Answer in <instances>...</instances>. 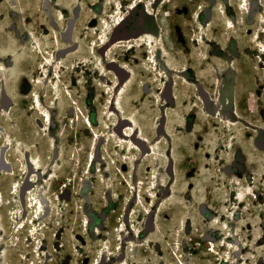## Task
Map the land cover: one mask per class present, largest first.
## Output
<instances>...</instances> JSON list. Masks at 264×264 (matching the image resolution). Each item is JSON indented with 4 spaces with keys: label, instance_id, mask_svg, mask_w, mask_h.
<instances>
[{
    "label": "rangeland",
    "instance_id": "obj_1",
    "mask_svg": "<svg viewBox=\"0 0 264 264\" xmlns=\"http://www.w3.org/2000/svg\"><path fill=\"white\" fill-rule=\"evenodd\" d=\"M69 1L0 0V264H264V0Z\"/></svg>",
    "mask_w": 264,
    "mask_h": 264
},
{
    "label": "bare ground",
    "instance_id": "obj_2",
    "mask_svg": "<svg viewBox=\"0 0 264 264\" xmlns=\"http://www.w3.org/2000/svg\"><path fill=\"white\" fill-rule=\"evenodd\" d=\"M60 2H70L69 0H59ZM111 2V3H110ZM109 3L110 4H118L119 3V1H117V0H115L114 2L113 1H109ZM113 18V15L110 17V19L108 18L107 20H105V22L103 23L104 24V26H105V30H104V32H106V33H108L109 32V30H110V26H111V24H112V22L115 20V19H112ZM112 19V20H111ZM103 21V20H102ZM31 31H33L32 29H31ZM24 36L26 37L27 35H28V29H27V31H25L24 30ZM34 36L36 37V38H39L36 34H34ZM154 37V36H153ZM40 39V38H39ZM38 39V40H39ZM146 41L143 43L145 46H144V48H145V52H147L148 53V55L150 54V57H151V59H152V56L154 55V54H156L157 56L158 55H160L159 54V52H162V54H163V56H166L167 57V59H168V65H169V67H173V63H172V60H171V58L168 56V54L169 53H167V50H166V48L164 47V45H163V43L161 42V41H159V39H157L156 37H154V39H145ZM107 42V41H106ZM105 43V42H104ZM150 59V61L149 62H152V65L153 64H155V66H153L152 67V65H149V66H147V64H146V62L145 63H142L145 67H147L146 69H150L151 68V70H152V74L153 73H156L155 75L156 76H158V79H160V76L159 75H162V77L165 75H167L166 74V72H163L162 70H161V68H160V66H159V63H158V59H157V57H155V58H153V60H151ZM148 63V62H147ZM114 64V63H113ZM151 66V67H150ZM157 69H159L161 72L160 73H157V72H154L155 70H157ZM159 72V71H158ZM55 74H58L57 73V70H56V73ZM209 75H211V74H208V75H206L207 77L209 76ZM205 76V77H206ZM207 77H206V80H207ZM162 79V78H161ZM209 80V79H208ZM207 83V82H206ZM206 83H205V88L207 89V90H209L210 92H211V90L209 89V87H207L206 86ZM203 88V87H202ZM195 91V90H194ZM194 91L191 93V97H193V93H194ZM59 92V90H56V93H55V95L57 94ZM121 94H122V92H121ZM212 95H213V93H211ZM124 96L123 95H121L120 96V98H123ZM46 100H47V103H44L43 102V100H42V96L41 97H39L38 99H37V104H34V111L37 113V114H39V115H41L42 117V119H43V122L45 123V125H47L48 124V122H50L51 123V121H52V112H53V110H52V107L54 106V104H55V99H51L50 97L48 98H46ZM121 100V99H120ZM119 103H120V105L122 106V101H119ZM118 103V104H119ZM54 108V107H53ZM125 119H127L128 121H129V123H130V128L129 129H126V131L127 132H129V135H127L128 137H130V140H129V143H131V146H130V150H131V152L133 153V154H135V155H141V156H143L144 154H147V156H146V158H144L145 160H146V162H149V163H151V166H154L155 167V163L153 164V162L156 160V158H155V156L157 157V158H159V160H160V162H159V164L162 166V163H163V160L167 157V153H165L164 151V149H163V146L160 144L159 145V143H157V142H152L151 141V139H150V137H149V135H147L146 133H145V131H144V128H141V126H139V121L137 120V118H136V116H135V114H130V115H128V116H126V117H124ZM222 120V119H221ZM222 122H224L225 123V127L227 128V127H229L230 129L232 128V124H231V122H228V121H223L222 120ZM222 122H220V125H221V127L223 128V125H224V123H222ZM204 126V125H203ZM135 127H137V128H135ZM134 128H135V130H134ZM133 130H134V132H133ZM122 134V133H121ZM217 134H221V132L220 131H218L217 132ZM7 135H8V138H6V142L8 141V140H10L13 136H12V134L11 133H7ZM123 136H124V134H122ZM121 135V136H122ZM134 135V136H133ZM230 136L231 135H229V138H230ZM119 137H120V135H119ZM135 137V138H134ZM134 138V139H133ZM231 141V140H230ZM116 144H117V146L119 145V143L118 142H116V141H114ZM112 143H113V141H112ZM137 143V144H136ZM114 144V143H113ZM143 144V145H142ZM213 144H214V142H213ZM136 145H140V148H138L139 150H140V153L138 152V149H136ZM48 146L50 147L51 146V143L49 142V144H48ZM127 147H128V145H126ZM145 146V147H144ZM16 148L18 149V150H20V151H23L24 152V148H18L17 146H16ZM161 151V152H160ZM22 152V153H23ZM130 152V153H131ZM164 152V153H163ZM131 153V154H132ZM247 158H250L251 160L252 159H255V156H248L247 155ZM34 160V159H33ZM34 162V161H33ZM127 162H130L129 161V159L127 160ZM34 164H35V162H34ZM34 166H37L38 168H40L41 166H43V164L42 165H39L38 166V164H35ZM160 171H161V169H160ZM38 178V177H37ZM34 180H35V178H28L27 177V179H25V181H24V187L27 185V184H29V182H34ZM154 181H155V178H154ZM229 181H230V185H231V187H234V186H236L237 188H233L232 190H231V195H233V194H235V195H237L238 197V199H242L243 198V196H244V194L246 193V189H241V190H239L238 189V187H239V183L238 182H236L234 179H229ZM168 184H169V180H168V178L166 179V183H163V182H159V183H156V182H154V188L153 189H157V190H162L164 187H166V186H168ZM34 192V191H33ZM151 192H152V190H151ZM29 194V193H28ZM159 193H157V195H158ZM42 195V193H39L38 194V196H35V198H38V200L40 199L39 197ZM156 196V195H155ZM29 197H30V195H29ZM43 197H41V200H40V205L42 206L43 205V203H44V201H43V199H42ZM155 198V197H154ZM170 199V198H169ZM35 219H36V217H34V221H35ZM10 221V220H9ZM7 228V227H6ZM3 229V228H2ZM0 230H1V223H0ZM5 231V230H4ZM1 232H2V230H1Z\"/></svg>",
    "mask_w": 264,
    "mask_h": 264
},
{
    "label": "flooded vegetation",
    "instance_id": "obj_3",
    "mask_svg": "<svg viewBox=\"0 0 264 264\" xmlns=\"http://www.w3.org/2000/svg\"><path fill=\"white\" fill-rule=\"evenodd\" d=\"M47 2H49V1H47ZM48 8H50V6L48 7ZM148 9H149V11H150V8L148 7ZM143 22V21H142ZM147 24V23H146ZM148 26V28H150L149 27V24L147 25ZM143 35H145V34H143ZM150 35L151 34H148L147 36L148 37H150ZM144 37V36H143ZM148 37H146V38H148ZM152 38V37H151ZM144 39V38H143ZM145 40V39H144ZM160 41V40H159ZM145 50V49H144ZM160 53H162V52H159V54ZM163 55V54H162ZM152 57H157V55L156 54H154ZM222 83V82H221ZM201 87H203V90L205 91V92H207V93H209L210 95H212L211 93H212V91L210 92L209 90H207L206 88H205V83H203L202 82V86ZM210 89V88H209ZM195 90V89H194ZM211 90V89H210ZM211 97H213V95L211 96ZM255 108H257V110H258V113L256 114H254V113H252V112H254L255 111ZM250 111H251V113L252 114H254V115H256V116H258V117H261L262 118V120L264 119V109H262L261 108V106L256 102V105L253 107V108H250ZM220 121H222V120H220ZM224 121V120H223ZM254 127L252 128V131H253V133L256 135V137H257V142L259 143L260 141H264V126L263 125H260V124H258V123H254ZM258 145H260V144H258Z\"/></svg>",
    "mask_w": 264,
    "mask_h": 264
}]
</instances>
